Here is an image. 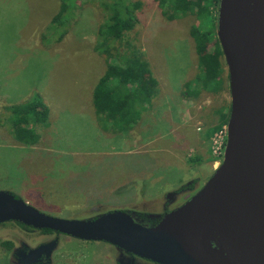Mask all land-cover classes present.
<instances>
[{"label": "rangeland", "instance_id": "374dc122", "mask_svg": "<svg viewBox=\"0 0 264 264\" xmlns=\"http://www.w3.org/2000/svg\"><path fill=\"white\" fill-rule=\"evenodd\" d=\"M58 1L0 0V116L35 91L49 107L47 127L37 126L33 146L16 142L0 120V190L54 217L122 210L149 225V215H163L196 192L223 156L220 129L205 132L213 109L230 105L229 89L196 101L181 93L197 73L189 29L208 25L191 14L169 20L157 1L140 0L139 23L127 41L136 40L146 55L158 93L130 130L111 134L99 128L91 104L92 88L108 66L94 50L106 12L97 0L79 1L68 32L53 43L49 24ZM52 239L57 243L47 264H119V251L107 242L27 231L12 222L0 224V264L16 262L2 241L34 247Z\"/></svg>", "mask_w": 264, "mask_h": 264}, {"label": "water", "instance_id": "95a60500", "mask_svg": "<svg viewBox=\"0 0 264 264\" xmlns=\"http://www.w3.org/2000/svg\"><path fill=\"white\" fill-rule=\"evenodd\" d=\"M216 37L230 94L225 147L208 180L182 205L149 215L158 218L149 225L122 210L69 219L0 190V223L107 242L119 251V264H264V0H219ZM56 243L30 249L23 263L49 260Z\"/></svg>", "mask_w": 264, "mask_h": 264}, {"label": "trees", "instance_id": "16d2710c", "mask_svg": "<svg viewBox=\"0 0 264 264\" xmlns=\"http://www.w3.org/2000/svg\"><path fill=\"white\" fill-rule=\"evenodd\" d=\"M81 0H59L57 12L50 21L53 43L60 42L70 27ZM158 2L161 14L169 20L187 14L195 15L207 29L196 26L189 29L197 53V73L184 83L181 93L190 100H198L202 95H216L228 89V76L222 51L216 37V20L219 0H154ZM106 12L97 30L94 50L105 55L108 66L97 79L91 92V103L96 122L105 133L120 134L130 130L138 120L146 105H151L158 93V81L153 74L146 55L138 47L136 40L127 41L138 26L140 0H97ZM60 29V30H59ZM126 38V40H125ZM51 41H48L47 45ZM210 45L213 46L210 49ZM213 109L214 120L207 122L205 136L227 124L229 105ZM3 118L13 139L25 146L39 142L37 126L47 127L49 107L39 92L23 102L4 107ZM7 117V118H6ZM212 117L210 116L209 119ZM190 186V185H189ZM158 220V219H157ZM157 220H150L151 224ZM44 233L54 232L41 229ZM5 248L11 242L2 241Z\"/></svg>", "mask_w": 264, "mask_h": 264}, {"label": "flooded vegetation", "instance_id": "af4514ba", "mask_svg": "<svg viewBox=\"0 0 264 264\" xmlns=\"http://www.w3.org/2000/svg\"><path fill=\"white\" fill-rule=\"evenodd\" d=\"M189 189V188H188ZM177 192H181V189ZM175 192V193H177ZM158 218H149L147 217L146 219V222H148L149 224H151L150 220H157ZM9 222H12V223H15L17 225H20L23 229L25 230H31V231H34L35 228L31 227V226H28V225H25L19 221H14V220H9V221H6V222H2L0 224H3V223H9ZM41 230V229H39ZM50 240L48 241H45V242H42V243H39L37 244L36 246L40 245V244H44V243H47L49 242ZM11 242V241H10ZM34 246V247H36ZM34 247H31L29 246L26 242H22V245H20V247H17V244L13 242H11V246L10 248H5L6 250H10L12 252V256L16 259V262H13L12 264H25L23 263V258L24 256L28 253V251ZM50 261L49 260H46L44 255L41 256V258L39 259V261L35 264H47L48 262Z\"/></svg>", "mask_w": 264, "mask_h": 264}, {"label": "built area", "instance_id": "2783aa9c", "mask_svg": "<svg viewBox=\"0 0 264 264\" xmlns=\"http://www.w3.org/2000/svg\"><path fill=\"white\" fill-rule=\"evenodd\" d=\"M222 134L224 136V140H226V136H227V127H226V124L224 126H222V128H220L219 136H221ZM221 143H222V141H221ZM224 147H225V145H224ZM224 147L222 149H220V151H219L220 155H223Z\"/></svg>", "mask_w": 264, "mask_h": 264}, {"label": "crops", "instance_id": "0c3cea01", "mask_svg": "<svg viewBox=\"0 0 264 264\" xmlns=\"http://www.w3.org/2000/svg\"><path fill=\"white\" fill-rule=\"evenodd\" d=\"M92 104V103H91ZM92 109H93V106H92ZM93 111H94V109H93ZM95 114V113H94Z\"/></svg>", "mask_w": 264, "mask_h": 264}]
</instances>
